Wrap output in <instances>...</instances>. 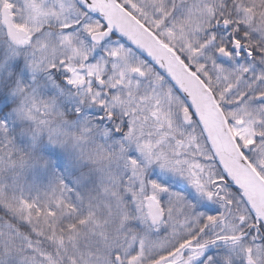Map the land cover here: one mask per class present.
<instances>
[{"label":"snow or ice","instance_id":"snow-or-ice-1","mask_svg":"<svg viewBox=\"0 0 264 264\" xmlns=\"http://www.w3.org/2000/svg\"><path fill=\"white\" fill-rule=\"evenodd\" d=\"M0 264H264V0H0Z\"/></svg>","mask_w":264,"mask_h":264}]
</instances>
